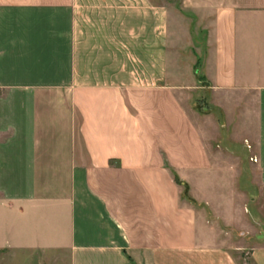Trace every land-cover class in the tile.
Segmentation results:
<instances>
[{
  "label": "crops",
  "instance_id": "0c3cea01",
  "mask_svg": "<svg viewBox=\"0 0 264 264\" xmlns=\"http://www.w3.org/2000/svg\"><path fill=\"white\" fill-rule=\"evenodd\" d=\"M242 258L264 264V0H0V264Z\"/></svg>",
  "mask_w": 264,
  "mask_h": 264
},
{
  "label": "rangeland",
  "instance_id": "374dc122",
  "mask_svg": "<svg viewBox=\"0 0 264 264\" xmlns=\"http://www.w3.org/2000/svg\"><path fill=\"white\" fill-rule=\"evenodd\" d=\"M172 2L177 4V3H179V0H172ZM192 29H193V34H195L197 32V30H198L197 29V25H194V27ZM248 261H250V260L247 259V258L246 259H244V258L241 259L242 264H245V262L247 264Z\"/></svg>",
  "mask_w": 264,
  "mask_h": 264
},
{
  "label": "trees",
  "instance_id": "16d2710c",
  "mask_svg": "<svg viewBox=\"0 0 264 264\" xmlns=\"http://www.w3.org/2000/svg\"><path fill=\"white\" fill-rule=\"evenodd\" d=\"M177 179V181H178V178H176ZM133 264H136V263H133ZM249 264H251V263H249Z\"/></svg>",
  "mask_w": 264,
  "mask_h": 264
}]
</instances>
